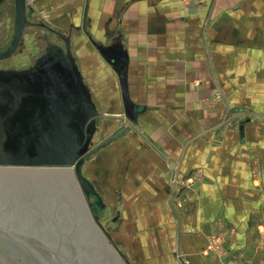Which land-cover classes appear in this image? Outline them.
Segmentation results:
<instances>
[{"label":"crops","instance_id":"crops-1","mask_svg":"<svg viewBox=\"0 0 264 264\" xmlns=\"http://www.w3.org/2000/svg\"><path fill=\"white\" fill-rule=\"evenodd\" d=\"M200 2H85L80 26L97 45L126 50L130 98L145 106L137 126L170 159L240 109L187 145L176 185L132 130L133 141L115 139L107 167L96 159L86 175L118 215L105 228L130 264H264V0ZM218 90L228 106L213 99Z\"/></svg>","mask_w":264,"mask_h":264},{"label":"water","instance_id":"water-1","mask_svg":"<svg viewBox=\"0 0 264 264\" xmlns=\"http://www.w3.org/2000/svg\"><path fill=\"white\" fill-rule=\"evenodd\" d=\"M32 10L31 0H14V33L0 58L17 47ZM50 30L63 37L65 49L48 41L28 68H0V264H130L101 222L106 204L84 174L86 161L132 130L177 179L187 145L236 118L240 109L229 108L220 122L186 141L178 161L170 159L137 126L145 106L130 98L123 46L96 45L121 89L123 113L106 114L82 75L70 37ZM108 118L123 123L94 144L101 120ZM243 129L241 120L242 136Z\"/></svg>","mask_w":264,"mask_h":264},{"label":"rangeland","instance_id":"rangeland-1","mask_svg":"<svg viewBox=\"0 0 264 264\" xmlns=\"http://www.w3.org/2000/svg\"><path fill=\"white\" fill-rule=\"evenodd\" d=\"M79 1L80 3H82V5H79L77 8H74L72 6L73 0H31V6L33 10L32 12H30L29 20L31 23H33L28 25L24 29L25 43L21 45L23 46V50L20 49L19 52L16 53L17 55L12 56L11 60L8 61L9 64L11 66L14 65L16 67H26L28 66V64L32 63L33 60L43 50L44 46L40 47L41 45H39L40 43H42L41 41H39V35H43V33L47 31L46 29H42L38 25L34 24V22L44 20L50 26L56 29H61L64 32L69 31L70 24H73V26H80L83 21V18L85 17V2H87V0ZM182 1L187 4L186 9L188 10H190L191 8L195 9L197 5L201 4L200 0ZM251 8L255 9V11L258 12L257 10L260 7L256 6L255 8ZM10 9L11 10H3V24L5 28H2V32H0L2 36H4L5 34H11L12 32L11 27L13 25L14 20L13 5H11ZM76 9L77 11L75 12L74 10ZM71 31L72 32L70 35V44H72V51L77 57L78 65L82 72V75H84L86 82L90 84L91 90L94 94V98L98 106H100L101 112L106 114L123 113V105L121 102V95L120 89L118 87L117 76L111 69V67L108 65V63L105 62L99 55L96 49V41L87 37L86 32L84 30H77L76 28H74ZM50 38H52L53 40H57V38L51 35ZM112 39L113 38H110L108 41ZM216 96H221V98L225 101L226 105H229V102L225 100L223 92H220V90L216 91L213 96V99L216 98ZM101 121L102 122L100 131L95 135L94 144H97L102 141L108 136V134H110L123 123L120 120L111 118L103 119ZM140 127L142 126L140 125ZM134 134L138 136V140H140V142L144 140L135 132ZM132 137L134 138L131 133H127L126 135H124V138L121 139L124 140L130 138V140L133 141ZM115 141L117 142L118 140H113L107 146L100 148L93 155V157L86 161L83 167L85 175L89 174V177L93 178V173L88 172L89 170L91 171L94 164H97L95 163L96 159L105 160L106 167L109 165V159L112 158L114 153L109 150L111 146L115 145ZM122 146L123 145H121V147ZM104 214L105 215L101 218L102 224L104 225V227L111 226L114 223V221L112 220V211L107 208ZM208 247L211 248V244Z\"/></svg>","mask_w":264,"mask_h":264},{"label":"flooded vegetation","instance_id":"flooded-vegetation-1","mask_svg":"<svg viewBox=\"0 0 264 264\" xmlns=\"http://www.w3.org/2000/svg\"><path fill=\"white\" fill-rule=\"evenodd\" d=\"M11 5H13V15H14V0H0V32H2L1 31L2 28L3 29L5 28V26L3 24V18H4L3 10H5V9L11 10L10 9ZM32 23L27 24V26L30 25V24H32ZM34 24L38 25L42 29H46V31H47V32L43 33V35H39V38H40L39 41L42 42L39 45H41L40 47H43V46L44 47H43V50L39 53L38 56H40L45 51V49L48 47V43H47L48 41H50L51 43H53L55 45L61 46L63 49H65V44H64L63 37L60 36V35H56L50 29H55L57 31L59 30L60 32L64 33V35H66V36L68 35L70 37L71 32H72L71 30L74 29V28H76V26H77V25H74L73 26L72 24H70L69 31L68 32H64L61 29H56V28L50 26L47 23L45 25H43L42 24V21L34 22ZM27 26H25V27H27ZM13 27H14V20H13V25L11 27V31H12L11 34H5L4 36H2L0 34V53H3L9 47V45H10V43L12 41L13 33H14ZM25 27H24V29H25ZM79 27H80V29H77V28L76 29L77 30H83V28L81 26H79ZM50 35L51 36H54L55 38H57V40H53L52 38H50ZM24 43H25V30H24L22 36L20 37V39H19V41H18V43L16 45L17 47L14 49V51L12 52V54L10 56H8V57L0 58V68H4V69H13V68H15V69H23V68H28V66L32 65L35 62L34 60L38 56L33 60L32 63L28 64V66H26V67H16L14 65L11 66L9 64L8 61L11 60L12 56L17 55L16 53L19 52L20 49L23 50V46H21V45H23ZM98 150H96L95 153Z\"/></svg>","mask_w":264,"mask_h":264},{"label":"built area","instance_id":"built-area-1","mask_svg":"<svg viewBox=\"0 0 264 264\" xmlns=\"http://www.w3.org/2000/svg\"><path fill=\"white\" fill-rule=\"evenodd\" d=\"M172 181H175L176 184L178 183L177 179H175L174 177L172 178Z\"/></svg>","mask_w":264,"mask_h":264}]
</instances>
